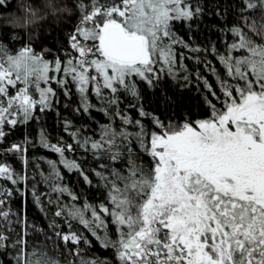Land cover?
Here are the masks:
<instances>
[{
    "label": "snow or ice",
    "instance_id": "snow-or-ice-1",
    "mask_svg": "<svg viewBox=\"0 0 264 264\" xmlns=\"http://www.w3.org/2000/svg\"><path fill=\"white\" fill-rule=\"evenodd\" d=\"M74 7L78 23L63 58L29 44L17 50L0 36V146L17 127L59 116L61 92L68 101L75 95L73 111L88 118L80 127L65 118L72 142L51 143L41 128L39 146L58 156L47 172L36 164L38 175L29 174L28 146L36 144L28 136L2 147L24 167L0 159V264H264V0H234L218 12L233 19L221 26L222 46L210 48L176 31L204 15L203 0ZM186 60L215 77L214 87L194 73L206 114L161 118L145 109L141 85L192 84ZM77 149L82 159L69 158ZM61 166L102 188L104 199L81 201ZM29 190L47 227L29 219L26 203L14 207Z\"/></svg>",
    "mask_w": 264,
    "mask_h": 264
},
{
    "label": "trees",
    "instance_id": "trees-1",
    "mask_svg": "<svg viewBox=\"0 0 264 264\" xmlns=\"http://www.w3.org/2000/svg\"><path fill=\"white\" fill-rule=\"evenodd\" d=\"M203 2L205 3L204 15L194 20L191 28L184 23H177L176 31L179 36L194 47L210 48L212 43L222 46L224 33L220 30L221 26L224 25L226 20L231 23L233 15H217V13H225V10L233 5L234 0H203ZM77 4L78 0H6L5 5H0V36H7V43L13 45L17 50L23 44H29L36 50L44 52L50 60H54L56 57L63 58L65 50L70 51L68 35L78 23V10L74 7ZM181 51H184L186 56L195 55L183 49ZM200 55H203V53ZM209 59H212L219 67L214 57L209 56ZM185 63L189 71L193 73L192 84L188 87H181L171 79L164 78L156 89H149L141 85L144 89L143 105L145 109L156 112L161 118L168 116L183 117L185 115L192 118H202L206 114L207 108L204 103L206 90H204L202 84L198 85L194 73L199 69L214 87L216 84L215 77L205 70L203 64L197 65L193 60H186ZM53 86L55 87V85ZM60 95L61 103L58 105L60 115L58 116L55 111H51L46 116H42L39 122L34 121L27 126L22 125L12 130L7 144L0 146V159L6 160L17 171H22L24 167L22 162L14 155H5L2 147H6L13 142L19 143L25 136H28L36 144L35 147L28 146L29 174L37 173L38 175L36 164H40L45 172L48 171L46 161L50 159L58 160V156L56 153L39 146L41 128L47 132L51 143H56L60 138L72 142L68 133L64 131L63 121L65 118L71 120L76 127H80L82 123L88 120L86 116L81 117L73 111L78 102L75 95H73L71 101L63 98L62 92ZM66 104L69 106L65 107ZM93 115L97 120L103 119L99 114L94 113ZM132 115L136 116L134 110ZM73 155L78 159H82L80 149H77L75 153H68L69 158ZM87 159L89 163H94L91 157H87ZM85 167L87 168L88 164H85ZM61 171L64 176V183L80 196L81 201L87 199L91 203H99L104 199L102 188L85 184L78 174L69 173L62 166ZM93 179L95 180V177ZM29 184H31V181ZM39 190L47 191V188L41 184ZM65 199L67 202H71L69 198ZM25 203L29 219L47 227L48 220L33 204L30 190L27 192L26 201L17 194L14 207H23ZM97 249V254L104 252L98 246ZM105 258L111 259V256L106 255Z\"/></svg>",
    "mask_w": 264,
    "mask_h": 264
}]
</instances>
